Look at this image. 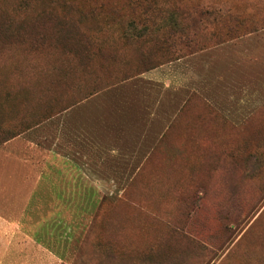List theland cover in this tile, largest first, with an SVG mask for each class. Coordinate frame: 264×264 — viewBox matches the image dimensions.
Listing matches in <instances>:
<instances>
[{"label":"rangeland","instance_id":"rangeland-1","mask_svg":"<svg viewBox=\"0 0 264 264\" xmlns=\"http://www.w3.org/2000/svg\"><path fill=\"white\" fill-rule=\"evenodd\" d=\"M202 6L200 51L130 33ZM41 149L62 264H264V0H0V169Z\"/></svg>","mask_w":264,"mask_h":264},{"label":"crops","instance_id":"crops-1","mask_svg":"<svg viewBox=\"0 0 264 264\" xmlns=\"http://www.w3.org/2000/svg\"><path fill=\"white\" fill-rule=\"evenodd\" d=\"M41 150L35 154L40 157L36 164L22 160L14 166L12 161L0 169V264H62L70 258L64 208L73 200L67 201L60 191L77 188V181H51L50 170L59 155L50 157L49 150ZM54 173L59 178V172ZM53 244L64 248L57 250Z\"/></svg>","mask_w":264,"mask_h":264},{"label":"trees","instance_id":"trees-1","mask_svg":"<svg viewBox=\"0 0 264 264\" xmlns=\"http://www.w3.org/2000/svg\"><path fill=\"white\" fill-rule=\"evenodd\" d=\"M149 7L152 4V1L148 2ZM155 5V3H153ZM145 13L140 14L138 24L141 25L140 28L134 30L137 25L136 18L132 19L130 22V27L133 29L130 33L135 34L136 36L146 35L147 33L154 32L157 30H161L164 28H168L163 34L161 39L158 42V50L166 56V62L176 60L185 55L194 53L196 51H200L205 49L207 45L202 43L200 39H196L197 35H199V25L207 21V23H213L217 21V19L224 20L222 15L215 14L214 10L209 6H202L197 9L194 16L187 14L184 11H180L179 9L171 8L166 16L156 15L157 17H164L163 21L156 22L152 17L150 18ZM231 17V15H227ZM154 20V21H153ZM233 29L229 30L228 37L224 39H232L238 36H241L248 31H243L241 33H233ZM225 36V35H224ZM218 39L214 40L215 43L223 42V36H218ZM164 63V62H162ZM15 133H9L7 137L3 140L6 141L12 137H14Z\"/></svg>","mask_w":264,"mask_h":264}]
</instances>
